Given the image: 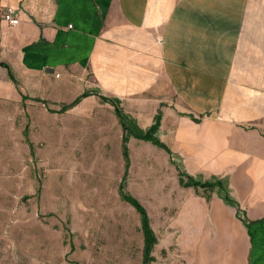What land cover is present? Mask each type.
<instances>
[{
	"label": "crops",
	"instance_id": "obj_1",
	"mask_svg": "<svg viewBox=\"0 0 264 264\" xmlns=\"http://www.w3.org/2000/svg\"><path fill=\"white\" fill-rule=\"evenodd\" d=\"M85 91L67 111L92 102L120 140L99 94L144 129L156 112L145 106L169 104L160 138L193 160L190 176L222 182L183 190L184 228L158 236L165 249L186 229L184 264H264V0H0V110L22 94L62 106Z\"/></svg>",
	"mask_w": 264,
	"mask_h": 264
},
{
	"label": "rangeland",
	"instance_id": "obj_2",
	"mask_svg": "<svg viewBox=\"0 0 264 264\" xmlns=\"http://www.w3.org/2000/svg\"><path fill=\"white\" fill-rule=\"evenodd\" d=\"M25 105L18 100L0 110V264H143L140 215L118 194L125 166L121 140L117 132H104L110 115L103 112L98 120L92 102L81 113L50 111L61 107L50 100ZM145 107L156 111L150 127L170 106ZM161 141L172 154L129 140L126 182L163 238L173 222L174 233L184 228L187 212L177 219L173 211L190 187L181 185L180 174L188 181L187 175L201 172L186 169L193 160L177 156L170 140ZM186 237L185 229L178 246L167 249L158 238L153 255L159 261L151 264H184Z\"/></svg>",
	"mask_w": 264,
	"mask_h": 264
},
{
	"label": "trees",
	"instance_id": "obj_3",
	"mask_svg": "<svg viewBox=\"0 0 264 264\" xmlns=\"http://www.w3.org/2000/svg\"><path fill=\"white\" fill-rule=\"evenodd\" d=\"M5 65V64H4ZM10 76L12 79H14L13 75L10 73ZM90 95H93L92 92L85 91L80 96H78L75 100L72 101V103L63 104L60 109L58 110H50L53 112H59L63 113L67 110L73 108L75 105H77L83 98L88 97ZM101 101H104L105 103H110L114 107V112L116 116L119 119V122L122 126L123 133L122 139H121V146H122V155L124 159V173L121 178V181L118 185V194L120 196V199L128 204H130L140 215V223H141V230L143 232V241H144V247H143V255H142V262L143 264H151L155 261V256L153 255L154 247L158 243V236L153 230L151 226L150 217L148 215L147 209L145 205L134 195L132 194L128 189V184L126 181H128V174H129V168H130V152L128 148V142L129 140L134 137L136 139L144 140L147 142H150L158 147L164 148L168 153L172 154V151L170 148L161 141L160 138V126H161V112H159L155 117V122L148 128L144 129L140 127L138 124L137 119L132 116L131 114L125 112L123 107L121 106V100L116 97H109L100 95ZM29 97L22 94V104L25 107V100ZM36 101H40L44 104H47V100H41L34 98ZM24 136L26 141H28L31 151L34 154V147L32 142L29 138L28 133V127L24 130ZM180 183L183 186H195L199 188L204 189H210L212 190L215 186L223 187V184L221 181L217 182H209L208 180L203 182L195 179L194 177L187 175L188 181H185L183 176H185L183 173L180 174ZM225 199L227 201L230 200L229 196L225 195Z\"/></svg>",
	"mask_w": 264,
	"mask_h": 264
},
{
	"label": "built area",
	"instance_id": "obj_4",
	"mask_svg": "<svg viewBox=\"0 0 264 264\" xmlns=\"http://www.w3.org/2000/svg\"><path fill=\"white\" fill-rule=\"evenodd\" d=\"M4 19L7 20L8 22H10V23L13 24V25H16V24L19 23V19L16 18V17H14V16L12 15V12H11L10 10L7 11V12H5V14H4Z\"/></svg>",
	"mask_w": 264,
	"mask_h": 264
},
{
	"label": "water",
	"instance_id": "obj_5",
	"mask_svg": "<svg viewBox=\"0 0 264 264\" xmlns=\"http://www.w3.org/2000/svg\"><path fill=\"white\" fill-rule=\"evenodd\" d=\"M54 71V70H53Z\"/></svg>",
	"mask_w": 264,
	"mask_h": 264
}]
</instances>
